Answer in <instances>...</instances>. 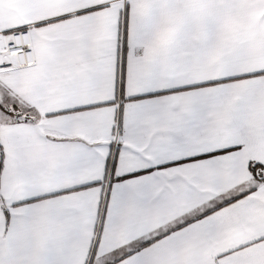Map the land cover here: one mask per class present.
Wrapping results in <instances>:
<instances>
[{"label":"snow or ice","instance_id":"obj_1","mask_svg":"<svg viewBox=\"0 0 264 264\" xmlns=\"http://www.w3.org/2000/svg\"><path fill=\"white\" fill-rule=\"evenodd\" d=\"M0 264H264V0H0Z\"/></svg>","mask_w":264,"mask_h":264}]
</instances>
